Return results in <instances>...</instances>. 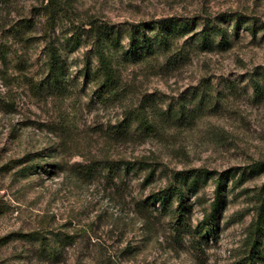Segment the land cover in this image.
Returning <instances> with one entry per match:
<instances>
[{
  "label": "rangeland",
  "instance_id": "1",
  "mask_svg": "<svg viewBox=\"0 0 264 264\" xmlns=\"http://www.w3.org/2000/svg\"><path fill=\"white\" fill-rule=\"evenodd\" d=\"M55 1L65 17L46 35L48 0H0V264L246 262L251 224L264 211V91L255 90V81L264 85V0ZM226 13L256 20V35L246 23L235 31ZM166 17L199 22L159 60L122 61L127 95L101 101L84 71L97 63L89 22L118 27ZM209 20L229 31V43L217 47L221 38L212 34L214 48L198 47L195 34ZM50 39L66 70L64 89L39 94L34 84L47 75ZM183 47L188 56L172 60ZM143 101L156 130L137 133L131 123L130 135H111L126 109ZM100 156L146 158L156 171L122 167L118 176L85 177L71 167ZM197 169L209 178L191 187ZM222 173L228 185L216 235L208 236L204 214ZM172 184L186 192L181 211L180 192L160 197ZM136 202L154 216L142 218ZM181 225L189 229L173 235ZM261 245L255 264H264V235Z\"/></svg>",
  "mask_w": 264,
  "mask_h": 264
},
{
  "label": "trees",
  "instance_id": "2",
  "mask_svg": "<svg viewBox=\"0 0 264 264\" xmlns=\"http://www.w3.org/2000/svg\"><path fill=\"white\" fill-rule=\"evenodd\" d=\"M45 13V25L47 26V33L53 30L57 24L63 21L65 17L64 10L58 5L55 0H48V3L44 6ZM224 18L232 19L234 21L233 29L235 31L239 30L241 24L246 23L248 30H250L254 35H256L259 24L256 20L250 19L239 13H226L222 15ZM197 19H187V18H158L151 20L149 22H141L138 24H130L129 26H110L105 23H99L97 21L89 22L90 27L84 32H86V37L90 44L92 45V54L96 56L97 63L93 67L90 63H87L84 71L89 75V81H92L95 85L94 93L98 95V98L103 102L109 101H119L127 95L126 88L128 84H125V80L120 71V65L122 61H155L159 60V52L161 50H171L172 43L175 38L184 34L185 32H190L198 24ZM203 29L195 34V42H197L198 47L201 49L214 48V40L211 35H219L221 41L216 44L217 47L227 44L230 41L229 31L222 27L221 23L215 20L205 21ZM250 23V24H249ZM207 27H210L208 30ZM125 36L128 39V43L124 44L122 37ZM170 52V51H169ZM171 55V54H170ZM46 65H47V75L41 82H36L34 84V90L37 93L45 94H59L62 89H64L61 83L65 80L66 70L62 62V56L59 51L58 46L55 41L50 39L46 43ZM188 55L183 49L176 55H171L172 60L178 61L186 58ZM157 62V61H156ZM158 63V62H157ZM255 90L263 92L264 85L259 81H255ZM176 116L177 118H182L185 115L184 110L181 112H175L168 110L166 116ZM135 124V131L141 134H150L156 130L155 124L151 118V112L147 107V104L143 101L136 106H131V108L126 109L124 120L116 126V129L111 131L110 134L116 137H123L125 135H130V132L126 130L129 124ZM60 128V131H65V126ZM74 171L79 172L85 177H91L97 174L99 171H107L113 175L118 176L119 171L123 167L126 170H144L148 169V176L151 177L156 171V167L152 165V162L146 158H138L136 160H129L127 158H115L111 156H100L91 159L87 163H74L71 165ZM192 172V171H191ZM185 171L179 173L182 175L190 174V172ZM196 174L195 179L191 187L199 185L200 175H204L206 179L209 178L210 171L197 169L194 170ZM176 179V174L174 175ZM228 175L222 173L216 181L215 186V198L210 205V209L204 214V221L208 226V236H215L218 227V219L221 212V204L223 202V191L228 185ZM175 185L172 184L170 188L164 190L161 193V198L171 199L173 195L178 194V210L181 211L185 201V190L183 186H179V189L174 188ZM194 189V188H193ZM188 191H191L188 189ZM140 201V200H139ZM138 201V202H139ZM136 202V207L142 213L141 217L144 219H150L154 216L153 210H150L145 204H139ZM189 229L186 225H181L179 230H174L173 235L180 236L181 231ZM184 229V230H185ZM198 233L201 234V228H198ZM183 230V231H184ZM195 232H193L194 234ZM264 235V211L263 209H257L256 215L253 223L251 224L250 231L248 233L246 249L247 254L245 259L242 261H248L249 264H255L260 258L262 253L261 238ZM54 256V257H53ZM52 258L57 257L53 254ZM244 262V263H246ZM243 263V264H244Z\"/></svg>",
  "mask_w": 264,
  "mask_h": 264
}]
</instances>
